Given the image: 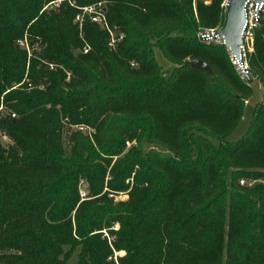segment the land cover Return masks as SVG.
Instances as JSON below:
<instances>
[{
	"label": "trees",
	"instance_id": "trees-1",
	"mask_svg": "<svg viewBox=\"0 0 264 264\" xmlns=\"http://www.w3.org/2000/svg\"><path fill=\"white\" fill-rule=\"evenodd\" d=\"M51 1L0 0V264H66L76 248L72 264H264V17L242 81L193 35L220 0H103L113 46ZM252 79L261 98L229 141Z\"/></svg>",
	"mask_w": 264,
	"mask_h": 264
},
{
	"label": "built area",
	"instance_id": "built-area-1",
	"mask_svg": "<svg viewBox=\"0 0 264 264\" xmlns=\"http://www.w3.org/2000/svg\"><path fill=\"white\" fill-rule=\"evenodd\" d=\"M59 0L54 1L58 3ZM69 4L74 6L77 10L73 16L72 21L77 24L78 28L81 27L82 23L87 20L99 28L104 29L109 35L112 33V28L108 26L104 15V5L102 2H94L83 6L74 5L73 1H69ZM227 0H224L223 6ZM243 23L240 29L239 37L240 43L238 44V52L236 55L232 54L228 47L223 46L222 36L217 34L218 28H196L194 30L195 39L203 44H215L222 46L227 55L228 61L232 66L237 77L246 81L250 77V68L248 64V57L253 53V39L254 32L258 27L261 19L264 17V0L256 2L254 0H247L243 3ZM122 34L119 33L115 38H110L108 45L113 46L116 42L121 40ZM18 46L22 47L29 53L36 46H29L26 38L22 37L16 40ZM264 103V97L261 98ZM13 116V114H11ZM243 179L239 180V184L243 185ZM250 184V183H248ZM80 198L85 196L84 191H79Z\"/></svg>",
	"mask_w": 264,
	"mask_h": 264
},
{
	"label": "rangeland",
	"instance_id": "rangeland-1",
	"mask_svg": "<svg viewBox=\"0 0 264 264\" xmlns=\"http://www.w3.org/2000/svg\"><path fill=\"white\" fill-rule=\"evenodd\" d=\"M96 2H98V1H96ZM99 2H102V4L104 5L103 0H99ZM204 2L208 3V0H204ZM223 2H224V0H220V3H219L220 15L217 17V19L214 22V24H212V25H200V24H198L196 28H218V27H220V25L222 23ZM56 5L57 4L54 3V1H51V2H49L47 4H45L43 6V8H47V7H50V6H56ZM77 28H78V26H77ZM117 34H119L117 32V30L116 29H112V33L110 35L108 34V39L107 40L109 41V39L112 38V37L115 38ZM78 35H79L80 38L82 37L80 28H78ZM25 38H26V41L28 43L27 37H25ZM31 45L34 46V43H32ZM35 46H37V45L35 44ZM87 49H88V47L86 46V44H84L82 52H85ZM153 54H154V57H155V60H156L157 64L159 65V68H160V71L162 72V74H164V75L167 74V72H168L169 68L171 67V65L161 56V54H160V52H159L157 47H153ZM29 56H32L31 52L27 53L26 65L28 63ZM53 67H54L53 64H51V63L48 64V68L49 69H51ZM249 84H250V88H251V94H250L249 98H247V100L243 104L242 116H241L240 120L238 121V123L236 124L234 129L230 132V134L226 137V139L229 140V141L237 140L246 131V129H247L248 125H249L250 119H251V113H252V109L254 107V104H255L256 101H258L261 98V89H260L259 82L257 80H255V79H252ZM0 110L4 111L1 108V106H0ZM84 129H86V128H84ZM64 134H65V132H64ZM212 141L215 143V140H212ZM1 142L3 144H5V143H8L9 140L6 137H1ZM63 147H64L65 151L68 150V144H67V142H66V140L64 138H63ZM151 147H153L154 149L158 150V148L156 146H153L151 144H144L143 145V149L144 150H147L148 148H151ZM243 181H244L243 185H245L247 183H253V181H251V180L249 181V180L243 179ZM84 186H85V184H84V182L82 180L78 182V186L77 187H78L79 191H83ZM108 196H111V194H109ZM126 197L127 196H126L125 193H119L116 196H114V200H117V199L123 200ZM102 235L106 238V240H107V242L109 244L110 241L112 240V237L109 234H107L105 231L102 232ZM77 251H78V248H76L73 251L70 259L67 261L66 264H72L74 262L75 254L77 253ZM116 253L117 252L112 249V258L114 260H115ZM118 253L121 254V252H118Z\"/></svg>",
	"mask_w": 264,
	"mask_h": 264
},
{
	"label": "water",
	"instance_id": "water-1",
	"mask_svg": "<svg viewBox=\"0 0 264 264\" xmlns=\"http://www.w3.org/2000/svg\"><path fill=\"white\" fill-rule=\"evenodd\" d=\"M247 0H227L223 6L222 23L217 30V34L222 36L223 46L228 47L232 54L238 52V44L240 43V29L243 23V3ZM260 2L261 0H254ZM189 66L194 69L201 70L207 74H211L210 67L200 59L189 60Z\"/></svg>",
	"mask_w": 264,
	"mask_h": 264
}]
</instances>
